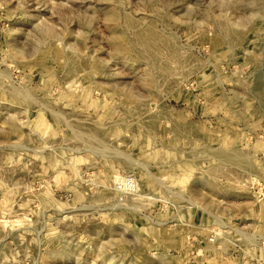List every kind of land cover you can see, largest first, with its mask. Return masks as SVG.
Masks as SVG:
<instances>
[{
	"label": "rangeland",
	"instance_id": "obj_1",
	"mask_svg": "<svg viewBox=\"0 0 264 264\" xmlns=\"http://www.w3.org/2000/svg\"><path fill=\"white\" fill-rule=\"evenodd\" d=\"M0 264H264V0H0Z\"/></svg>",
	"mask_w": 264,
	"mask_h": 264
},
{
	"label": "built area",
	"instance_id": "obj_2",
	"mask_svg": "<svg viewBox=\"0 0 264 264\" xmlns=\"http://www.w3.org/2000/svg\"><path fill=\"white\" fill-rule=\"evenodd\" d=\"M135 181L134 180H127V185H126V187H127V190L128 191H133L134 190V186H135Z\"/></svg>",
	"mask_w": 264,
	"mask_h": 264
},
{
	"label": "bare ground",
	"instance_id": "obj_3",
	"mask_svg": "<svg viewBox=\"0 0 264 264\" xmlns=\"http://www.w3.org/2000/svg\"><path fill=\"white\" fill-rule=\"evenodd\" d=\"M233 160V159H232Z\"/></svg>",
	"mask_w": 264,
	"mask_h": 264
}]
</instances>
